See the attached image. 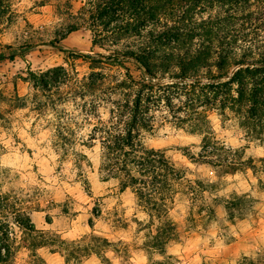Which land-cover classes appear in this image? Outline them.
Returning <instances> with one entry per match:
<instances>
[{"label":"rangeland","instance_id":"374dc122","mask_svg":"<svg viewBox=\"0 0 264 264\" xmlns=\"http://www.w3.org/2000/svg\"><path fill=\"white\" fill-rule=\"evenodd\" d=\"M3 1L0 264H264V0Z\"/></svg>","mask_w":264,"mask_h":264},{"label":"trees","instance_id":"16d2710c","mask_svg":"<svg viewBox=\"0 0 264 264\" xmlns=\"http://www.w3.org/2000/svg\"><path fill=\"white\" fill-rule=\"evenodd\" d=\"M181 1H184L186 5L189 2V0H105L104 8L99 13L98 17L102 23H107V21H109L107 18L110 20H120L123 24L122 30L128 31L133 30L134 27H139V25L143 27L148 23L154 25L160 24L161 19H164L166 15H172L174 13L178 7V3ZM3 7L4 1L0 0V16L3 10L1 8ZM190 11V9L184 8V13L180 15V19H188L187 17ZM162 29L163 31L160 32L161 38H176L178 34L173 26H168L167 24H163ZM171 41H177V38ZM30 48L31 46L23 48L22 51H26ZM121 55L134 58L137 66L143 71L144 75L148 77L154 76L151 71V65L149 64L148 56L150 54L147 55L134 52L133 50H127L118 56ZM185 55L187 56L188 54L185 53ZM5 57L4 55H0V61L5 59ZM10 57H13V55ZM1 259L2 258H0V260Z\"/></svg>","mask_w":264,"mask_h":264}]
</instances>
